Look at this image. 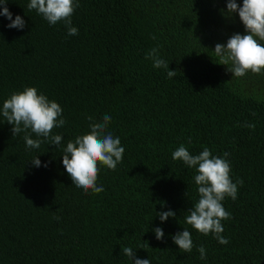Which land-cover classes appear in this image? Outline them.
Masks as SVG:
<instances>
[{
    "label": "trees",
    "instance_id": "1",
    "mask_svg": "<svg viewBox=\"0 0 264 264\" xmlns=\"http://www.w3.org/2000/svg\"><path fill=\"white\" fill-rule=\"evenodd\" d=\"M28 3L6 5L24 19L23 30L0 16V108L35 87L67 122L51 133L63 137L61 147L45 140L26 149V133L13 136L0 114V264H132L124 247L151 264H264V74L233 78L219 64L215 45L246 34L238 13L221 14L227 0H79L75 36ZM153 48L175 77L145 59ZM106 114L123 159L115 170L98 164L104 191L85 193L72 185L62 147L90 130L88 117ZM181 145L192 155L228 152L232 182L243 180L237 199L222 202L231 213L222 221L227 245L186 223L199 195L195 168L172 159ZM37 156L40 167L30 162ZM169 210L176 217L161 222L158 213ZM184 229L191 253L172 240Z\"/></svg>",
    "mask_w": 264,
    "mask_h": 264
},
{
    "label": "clouds",
    "instance_id": "2",
    "mask_svg": "<svg viewBox=\"0 0 264 264\" xmlns=\"http://www.w3.org/2000/svg\"><path fill=\"white\" fill-rule=\"evenodd\" d=\"M7 3L8 0H0V5H4L0 16L10 21L7 24L9 29L23 30L26 27L24 19L20 15L13 19ZM78 7L79 0H30L27 4L29 11L36 10L50 26L62 21L69 36L78 35V29L72 26L71 19ZM220 11L225 17L238 13L246 34L235 33L226 44L215 45L214 54L219 58V64L226 65V71L232 73L233 78L244 77L248 72L264 74V0H243L242 6L238 5L236 0H227V10ZM145 59L151 60L155 69H166L168 78L176 76L177 71L169 70V63L160 57L158 49H151ZM62 112L63 109L57 102L49 100L44 94H38L35 87H26L23 91L11 94L0 108V114L12 125L13 136L21 132L26 133L24 135L26 149H39L45 140L49 145L61 147L63 137L51 133L54 128L66 124ZM88 120L90 130L68 141L66 147H62V163L72 185L85 193L91 190L99 194L104 188L96 184L100 170L98 164L115 170L122 162L125 149L121 146L120 138L114 137L107 130L111 121L110 115H104L100 121H95L92 117H88ZM244 127L254 129L255 125L247 123ZM33 133L36 139L31 138ZM229 155L228 152H224L223 157L213 156L207 147L198 155H192L184 145L172 152L174 161H182L188 168H195L197 173L194 182L198 188L199 199L188 210L190 214L185 217L186 223L200 234L205 236L212 234L221 245L230 243L222 235L224 232L222 221L231 218V213L225 210L222 202L226 197L236 200L238 185H243L242 179H237L235 183L231 180V166L226 159ZM30 162L34 167L41 166L38 156ZM43 166L47 167V163ZM157 216L164 222L169 217L175 218L176 213L169 210L159 212ZM153 231L157 240H163L162 228L156 227ZM172 240L178 245L181 253L192 252L194 245L189 230L177 232L172 236ZM122 251L132 264H151L149 259L136 258V253L131 247H124ZM198 251L199 258L206 260V249L200 246Z\"/></svg>",
    "mask_w": 264,
    "mask_h": 264
}]
</instances>
